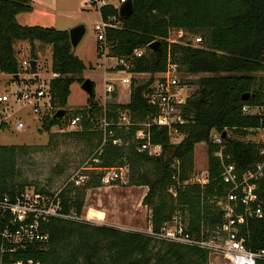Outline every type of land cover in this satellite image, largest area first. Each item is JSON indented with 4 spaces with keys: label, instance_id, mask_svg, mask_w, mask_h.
<instances>
[{
    "label": "trees",
    "instance_id": "16d2710c",
    "mask_svg": "<svg viewBox=\"0 0 264 264\" xmlns=\"http://www.w3.org/2000/svg\"><path fill=\"white\" fill-rule=\"evenodd\" d=\"M31 10V0H0V72H20L17 41L29 43L34 59L35 41L51 46V71L55 75L48 81V90L53 110L42 117L41 129H63L73 115H80L79 128L60 132L61 135L83 144L93 166H125L130 184L147 186L141 202L150 210L154 230L176 210L186 216L187 230L192 234L200 235L202 231L207 235L215 229L222 221L215 197L228 188L221 179L222 163H233L242 173L260 159L258 149L262 143L244 138L250 129L264 127V112H244L242 108L264 106V76H255L264 72V0H133L130 16L122 19L119 28L107 31L108 53L128 58L135 48L158 40V49L150 48L132 61V72L149 73L150 77L144 81L130 79L129 100L125 103L100 104L93 90L87 104L70 112L66 108L70 86L76 80L83 81L80 74L86 65L73 52L68 30L18 22L19 13ZM111 11L110 6L103 8L104 15ZM172 30L200 36L201 41L196 45L170 42ZM168 60L177 65L180 73L195 75L187 82L196 87L181 105L186 121L170 128L152 122L157 107L144 96L155 80L154 74L164 71ZM244 93L247 96L242 99ZM61 108L65 113L54 117ZM121 110L128 111L132 122L128 128L112 125L114 137L121 143L114 144L110 138L103 142L101 120L116 122ZM145 122H149L148 140L136 138V131ZM212 131L225 133L220 156L215 154L220 145L211 141ZM54 133L49 134V141ZM176 135L181 139L175 141ZM146 141L159 145L161 152L150 154L148 147H141ZM198 142L207 145V182L185 183L194 174V147ZM23 147L0 144V197L13 196L25 186L15 181L13 171L16 155ZM175 160L178 164L174 166ZM99 185L98 174L80 188ZM257 185L262 217L244 218L239 229L246 246L254 250L264 249V168ZM37 190L50 192L42 187ZM82 190L72 183L61 187L65 210L75 208L81 212ZM44 227L49 232L47 243H30L5 254L1 263L22 260L27 264L31 259V264H208L205 249L155 239L137 230L60 218H51ZM256 264H264V260Z\"/></svg>",
    "mask_w": 264,
    "mask_h": 264
},
{
    "label": "built area",
    "instance_id": "2783aa9c",
    "mask_svg": "<svg viewBox=\"0 0 264 264\" xmlns=\"http://www.w3.org/2000/svg\"><path fill=\"white\" fill-rule=\"evenodd\" d=\"M126 0H83L86 4L97 9L99 20L94 23V32L97 38V51L99 56L110 58L112 63L109 68L117 70L127 75L122 76V83H130L131 76L134 73L131 71L132 61L136 57H141L147 54L149 45L135 48L132 55L128 58L124 56L109 55V43L107 41V31L109 28H119L122 18L119 14V8ZM110 6L111 12L103 13V8ZM178 38L183 37V31H178ZM185 38L182 42L187 44ZM195 43L201 41V37L195 35L194 39L190 38ZM168 41H176L168 37ZM20 53L22 52V48ZM19 55V54H18ZM31 60L34 58L20 59V74L31 67ZM35 63L37 64L36 60ZM36 68V66H35ZM34 69V68H33ZM108 69V68H107ZM104 71L103 77V105L106 99L111 97L114 91V82L109 80ZM54 74V73H53ZM55 75V74H54ZM53 75V76H54ZM155 80L150 86V90L144 93L148 102L157 107V113L153 117L152 122L157 125H165L171 127L176 123L186 121V116L181 112V105L190 95V85L178 70L175 63L168 60L166 69L154 74ZM195 75L187 74V78ZM37 78V77H36ZM193 79V78H192ZM22 83V87L20 84ZM18 87L10 92L5 91L0 93V129L7 126L9 119L15 112V106H29L33 113L39 114L42 110H50V95L49 86L46 88L40 85L34 86L32 79L25 80L20 78ZM257 107V106H256ZM252 107L244 105L243 111L249 112ZM51 114V113H50ZM80 121V115H73L69 121V126H75ZM130 116L127 110H121L116 122H109L103 118L100 122L102 129L103 142L106 139H111L114 144H120L121 140L114 137L112 125L128 128L131 124ZM142 128L136 131V138H149L148 126L149 122L143 123ZM16 128L24 127V122L17 119ZM264 127H262L263 129ZM178 136V135H176ZM211 141L220 145V148L215 152L216 155H221L223 137L221 133L211 132ZM262 146L259 147L258 153L260 159L257 160L251 167L239 173L236 171L233 163H222L221 179L227 183V190L224 194L215 197L217 206L222 211V221L207 235L200 232V235H195L187 230V218L179 211H175L172 217L165 221L158 230H154L150 220L143 230L144 232L155 239L197 246L207 250L208 257L215 256L217 264H256L257 260H264V249H250L244 243V239L239 235L240 222L245 219L261 218L263 214L262 201L260 200L256 189L257 181L262 175L264 168V140L261 141ZM158 147L159 145H151L148 141L144 142L141 147ZM178 164L175 160L173 165ZM125 166L119 167H95L82 166V169H95L100 171V180L104 185H112L118 179ZM197 181L186 180V182H207V170L201 171V176H197ZM89 180V175L85 172L73 174L68 182L74 186H83ZM61 188L50 191L41 192L36 189L23 188L20 192L13 196L5 194L0 197V264L4 255L23 249L30 243L45 244L49 239V232L44 227V223L51 218L68 219L74 221H84L82 212H78L75 208L65 210L60 197ZM170 192L175 195L173 187ZM150 216V215H149ZM88 221V220H87ZM138 231V230H137ZM13 260V259H10ZM32 260L28 259L27 264H31ZM7 264H22V260L12 261Z\"/></svg>",
    "mask_w": 264,
    "mask_h": 264
},
{
    "label": "rangeland",
    "instance_id": "374dc122",
    "mask_svg": "<svg viewBox=\"0 0 264 264\" xmlns=\"http://www.w3.org/2000/svg\"><path fill=\"white\" fill-rule=\"evenodd\" d=\"M45 7H37L35 13H20L17 20L20 24H37L43 26H53L57 29L69 30L73 26L83 25L85 31L76 46H72L73 52L85 63L86 68L80 74L83 79L90 78L94 83L95 98L103 104V77L104 71L109 80L114 82V91L106 102L125 103L129 100V83L125 92L119 91L122 83V76L126 73L110 69L112 63L110 58L99 56L97 51V38L94 32V23L99 20L97 9L83 0H43ZM32 4V2H31ZM42 10V11H41ZM179 30H172L169 34L171 39L183 41L185 38L194 39L193 34L183 32V37L178 38ZM193 44L196 45L195 41ZM16 45L19 59L31 58L29 48H22ZM37 56L35 58V70L33 68L25 70L20 74V78L32 79L34 86H48V81L52 77L51 71V46L38 41L35 44ZM32 67V66H31ZM108 68V69H107ZM35 75H38L37 78ZM183 80L187 74L181 73ZM257 78L264 76V72L255 73ZM138 81H144L150 77L149 73L133 74ZM19 78V77H18ZM20 80H16L12 74L0 72V93L17 89ZM188 93L195 91V86L190 84ZM22 87V83L20 84ZM119 95V97H118ZM89 95L81 88L79 81H74L70 86V94L67 98L66 108L68 112L87 104ZM42 110L39 114L32 112L27 105L16 104L15 112L9 119L7 126L0 129V144H22L23 148L15 158L14 174L16 182H24V188L36 189L42 187L49 191L57 190L68 182L69 178L75 173L85 172L91 177L96 178L99 170L82 169V166H93L90 161L91 154H86V149L81 143H76L64 138L60 132L78 129L79 126H69L59 129L53 126L50 131L41 129L42 117L52 112ZM249 112H264V106H253ZM24 122V127L16 128L17 119ZM55 132L49 141V134ZM229 133H233L229 131ZM175 141L180 140L181 136H174ZM245 140L261 142L264 140V128L250 129ZM150 154H159L161 147H148ZM194 174L191 180L197 181V176H201V171L207 167V145L205 142H198L194 147ZM128 169H123L122 175L114 181L112 185H104L100 180L99 186H90L85 189L77 187L83 192V206L81 212L89 222L98 225H109L122 230H143L149 219L150 210L144 205L142 197L147 191L145 185H133L128 182ZM99 179V178H98ZM71 185V184H70ZM72 186V185H71ZM208 264H217V259L212 256L208 259Z\"/></svg>",
    "mask_w": 264,
    "mask_h": 264
},
{
    "label": "water",
    "instance_id": "95a60500",
    "mask_svg": "<svg viewBox=\"0 0 264 264\" xmlns=\"http://www.w3.org/2000/svg\"><path fill=\"white\" fill-rule=\"evenodd\" d=\"M133 11V0H126L125 2H123L119 8V14L121 16L122 19H126L130 16V14ZM85 31V28L83 25H76L73 26L72 28H70L68 30L69 32V39H70V43L71 46H76L77 43L79 42V40L81 39L83 33ZM192 40L188 39L187 40V44H191ZM160 42L158 40H155L153 42H151L149 44V47L156 50L158 49ZM31 66L32 68L35 67V60H31ZM37 76V75H36ZM13 77L16 79L18 78V74H14ZM81 88L87 92V94L90 96L93 94V82L90 78H85L83 79V81L81 82ZM247 96V93H244L241 95L242 99H245ZM65 113V109L61 108L58 109L55 113H54V117H57L58 115H62ZM222 136H225V133L222 134Z\"/></svg>",
    "mask_w": 264,
    "mask_h": 264
},
{
    "label": "crops",
    "instance_id": "0c3cea01",
    "mask_svg": "<svg viewBox=\"0 0 264 264\" xmlns=\"http://www.w3.org/2000/svg\"><path fill=\"white\" fill-rule=\"evenodd\" d=\"M31 2H32V10L29 11V12H22V13H35L37 7H45V4H46V3H44L43 0H31ZM30 24H33V23H30ZM37 24H40V23H37ZM36 43H38V41H35V44ZM16 45H18L19 47L22 46V48H25V47L26 48H29V43L27 41H25V40H19V41H17L16 42ZM35 55L37 56L36 50H35ZM53 75L54 74L52 73L51 76H53ZM126 85H127V83H121L120 86H119V91H121L122 93L125 92V95H126V87H127ZM129 92H130V87H129ZM111 95H112V93H111ZM118 97H119V95H118ZM125 102H127V101H125ZM194 165H196L195 158H194ZM205 170H207V167H206Z\"/></svg>",
    "mask_w": 264,
    "mask_h": 264
},
{
    "label": "bare ground",
    "instance_id": "6f19581e",
    "mask_svg": "<svg viewBox=\"0 0 264 264\" xmlns=\"http://www.w3.org/2000/svg\"><path fill=\"white\" fill-rule=\"evenodd\" d=\"M150 48V47H149ZM152 49V48H151ZM222 135V134H221ZM223 137V136H222Z\"/></svg>",
    "mask_w": 264,
    "mask_h": 264
}]
</instances>
